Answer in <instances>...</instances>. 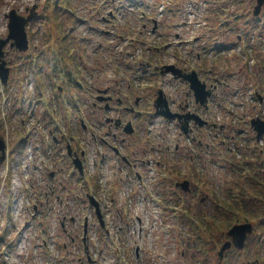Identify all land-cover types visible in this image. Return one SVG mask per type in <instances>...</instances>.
I'll list each match as a JSON object with an SVG mask.
<instances>
[{"label": "rangeland", "instance_id": "rangeland-1", "mask_svg": "<svg viewBox=\"0 0 264 264\" xmlns=\"http://www.w3.org/2000/svg\"><path fill=\"white\" fill-rule=\"evenodd\" d=\"M213 1L214 0H184L186 7L190 4V6L187 7L188 10H190V12L186 14L187 19L200 21L203 3L209 4V11H205V15H208L209 19H211L213 7L210 3ZM121 2L128 6L126 0H0V37L2 38L6 37L8 33V19L5 15L9 11L12 10L16 16L20 15L23 18H27L30 14L33 15L24 27L27 49L22 53L23 55L17 52L13 53L12 74H15L17 71L22 73L25 70H30L34 73V71L37 70L40 72V75H43L46 71L42 72L41 67H38L30 58H38L37 61L42 65L44 58H50L52 55L50 47L52 40L54 53H58L56 49L58 47L56 45V32L60 31L63 33L64 39L70 41V46H72L73 49L76 47L78 53H76L75 57L82 55L84 59L88 60V56L91 55V53L88 52L90 51V47L88 48L87 45L96 46L97 43L102 42V37L95 33L94 27L92 30H87V27L96 26V21L99 17L106 15L108 11H111L115 15L114 22L116 28L119 32L124 33L123 36L133 35L137 40L144 41V32L140 34L137 32L141 25L136 20V13L130 14L128 11L129 7L120 8ZM217 2H220L221 5L224 4V6L231 11L232 16L245 11L244 8L247 11L251 9L246 0H231V3L229 0H217ZM176 4L177 1L173 0H171V3L169 0H146L145 8L151 6V12L149 14L153 17H157L159 8L164 7L169 9V5L176 6ZM118 7L119 10L116 14L115 11ZM31 9H33V11H31ZM69 11L72 13L69 14ZM97 11H99L100 14H98ZM138 11L141 12V10ZM139 12L138 15L140 14ZM125 15L126 17L124 19ZM177 15L178 11H168L159 17L161 21L167 23V20ZM129 17H132V19H129ZM88 21H92L94 25H89ZM68 25L74 28L71 34L65 33ZM97 27L100 28V25ZM107 28H109V25L104 30H108ZM116 28L115 31L117 30ZM109 38L110 37H106V39ZM150 43L152 44V42ZM82 51H85V53ZM94 58H97V56H94ZM99 58L90 59L92 63L98 65L100 63L98 60ZM45 69L49 70L48 66H45ZM28 74V72L24 73V75ZM39 78L41 79V76ZM42 91L44 92V90ZM71 92L74 91L71 90ZM71 94L77 96L76 93H68V95ZM78 95L81 96L80 93H78ZM53 96H56V93ZM49 97L50 96H48L47 99ZM55 101H57V96L55 97ZM219 110L225 111L224 109ZM212 111L214 112L213 117L217 119L219 114L215 107H212ZM232 112L235 115L246 114L244 109H232ZM73 116L74 113L72 114V117ZM30 117H33V114L30 115ZM9 124L15 127L10 120L7 121V125ZM155 124L157 127L153 125L150 127L151 130H153L152 135L156 138V142H160L161 146H164L166 140L164 138H157L160 137L162 131L166 132L168 137L171 136L173 134L172 125L164 122L158 123L157 120H155ZM27 127L30 128L29 125ZM157 128L162 130L157 131ZM206 131L207 130H204V132L200 134V141L202 143H208L214 140L212 136L211 138L206 136ZM228 132L230 131L225 130L222 131L221 134L227 135ZM0 134L9 141H13L14 129L12 127L0 126ZM221 139H223V136H220L215 142L218 143ZM140 146L143 147V151L136 153L135 158H137L136 155L143 157L150 153L148 143L141 139ZM161 146H157L159 151L152 152V155L155 159L161 160L158 166L160 168L159 173L163 174L165 172L168 177L162 178L160 174L161 179L157 180L155 176L149 177L148 175L144 185L163 199L165 204L163 215H156V209L153 208L151 203L146 199L143 201L145 188L142 190L141 188H136L137 186H133L131 193L127 192V188L129 189L130 187L120 185L118 179L111 177L109 174H105L97 181V183L100 184L98 191L101 193L102 197L110 196L115 199L111 210L105 212L104 216L111 226L109 236L116 241L118 255L111 259L110 255L104 253L106 249L105 245L98 240L99 242L97 244H90L88 247L91 254H97V257H100L96 264H217V251L226 239L223 232L227 231L229 226L222 227L217 233L212 232L211 229H218L214 225L221 219L230 218L229 216L231 215L227 214V211H224V209L217 208L216 197L220 200L228 197L227 199L234 203L233 197L237 193L234 185L249 196V189H251L249 185L253 183L247 180L251 178L252 175L256 174L255 178L264 182V176L258 171L254 173L250 171L249 175L247 173L243 175L239 167L234 169V166L237 167L238 163H242L243 158L240 156H233L225 146L220 147V149H214L211 154H209L210 157L208 155L205 157L199 155L194 162L190 161L191 158L187 160L182 157L183 153L186 152L188 148H191V146H181L179 153L175 156L174 160L171 161L167 160V156H165L164 149ZM194 150L196 151V149ZM209 161H211L210 165ZM183 163H185V168L183 167ZM246 164L248 165V161L245 158V163L242 164L243 167ZM217 166H223L224 168H218ZM103 168L109 172V167L104 165ZM2 169L3 167L0 168V174L2 173ZM11 170L12 173L18 172L14 165L11 166ZM190 171L194 172L196 178L193 175L192 177L189 175ZM183 174L185 176H183ZM183 178H187L190 181V189L192 191L189 194H185L180 189L174 188L173 186L175 181H180ZM20 179L26 182L34 180L28 174L25 175V173L22 174ZM16 188L19 193L22 190V184H17L15 187V185L10 183L9 189L13 193V209L10 210L9 215L5 214V210L8 206L3 205V189L0 188V238L4 237L3 241L0 239V264L38 263V259H31V254L29 253L30 243L34 240L40 242L37 230H42L44 234L47 232L52 236L49 243L50 245L57 239V247L59 249L50 247L55 257L64 253L62 252L64 249H60L62 245L72 251L71 255L74 253V257H70L71 261L68 263L60 262V264H71V262L77 264L75 260L81 254L79 237L74 234L78 232L77 223H69L67 225L69 233L66 234L60 231L58 221L50 219L51 217L43 219L45 220L44 222L30 220V216L26 217L27 220H23L19 209L20 202L17 200L18 195L16 194ZM261 188L263 189V187ZM32 193L33 190L30 193L31 198ZM125 193L129 194L124 196ZM122 195L124 199L127 198L125 202H120L119 200ZM263 195L264 194L261 193L260 197ZM238 197H243V195ZM241 201L248 203L242 199H239L238 202ZM247 201L253 203V208H259L260 212L256 211V214H262L263 216L258 218L255 217L253 220L249 221L254 227V234L246 241V249L241 251H236L235 249L230 250L231 252H228V254L226 253L227 255L225 254L223 257V264H264V224L258 225L260 218L264 220V203H262L264 201L257 199H250ZM108 204L109 201L107 200L105 206ZM15 205L17 209L14 208ZM14 215H17V217L15 218ZM138 217H141L142 222ZM91 218H93L92 215ZM201 221L203 224H207L210 230L201 225L200 227L198 224H201ZM126 224L133 225V227L129 231H126L124 230ZM257 225L258 227H256ZM136 228L139 231L142 230L140 238L137 235L139 232H137ZM122 229L124 233H122ZM135 230L136 234H134ZM17 232L22 233L17 234ZM89 233V236L93 237L94 233ZM1 234H4V236H1ZM133 239L136 241L133 242ZM39 252L40 250L37 246L36 256ZM160 254H164L163 259L160 258ZM1 259L3 261H1ZM114 259H116V261H114Z\"/></svg>", "mask_w": 264, "mask_h": 264}, {"label": "flooded vegetation", "instance_id": "flooded-vegetation-1", "mask_svg": "<svg viewBox=\"0 0 264 264\" xmlns=\"http://www.w3.org/2000/svg\"><path fill=\"white\" fill-rule=\"evenodd\" d=\"M59 70V74L56 72L48 75L49 85L53 86L55 79H57V82L62 85L74 86V76L70 74L69 70L65 67ZM124 73L125 71H122V74ZM77 76L79 77V75ZM121 82V87L119 85L106 86L103 89L105 93L98 96L97 102L90 104L89 114L94 117V121L90 122L89 129L93 140L97 137L105 148L113 152L117 159L128 161L138 150L140 139L145 134L144 113L137 114V110L149 102L152 90L144 92L141 88L134 89L130 83L124 84L123 80ZM106 83L107 81L100 76L99 84L104 85ZM101 89L98 87L96 91L100 92ZM104 98L107 99L100 101ZM259 105L264 107V98L260 100ZM126 123H130L129 127L133 129L131 133L126 132ZM84 131H86V128ZM77 140L83 141L82 136L73 139L74 145L71 143L72 138L67 142L73 155H76ZM245 142L248 143L247 140ZM67 143L63 139L61 145ZM69 156L70 154L67 155V158ZM56 182L63 183L61 180Z\"/></svg>", "mask_w": 264, "mask_h": 264}, {"label": "water", "instance_id": "water-1", "mask_svg": "<svg viewBox=\"0 0 264 264\" xmlns=\"http://www.w3.org/2000/svg\"><path fill=\"white\" fill-rule=\"evenodd\" d=\"M28 17L27 19H29ZM27 19L18 17L14 14V12H11L9 14V35L7 39H14V45L19 50H25L26 49V39L25 34L23 31V27ZM6 42V40H0V57H1V47ZM3 64H0V77L4 81L6 77V72L2 71ZM3 149V143L0 140V151ZM251 233V225L250 224H239V225H233L227 232V235L231 238L232 244L237 247L238 249H241L243 247V242L245 239L246 234ZM230 242H226L222 245L220 248V251L218 252V256L221 258L223 251L229 248Z\"/></svg>", "mask_w": 264, "mask_h": 264}, {"label": "trees", "instance_id": "trees-1", "mask_svg": "<svg viewBox=\"0 0 264 264\" xmlns=\"http://www.w3.org/2000/svg\"><path fill=\"white\" fill-rule=\"evenodd\" d=\"M252 194L253 196L256 197L257 191H253ZM225 205H226L225 207H226L227 212H229L231 216L230 218L222 219L218 221L217 224L215 225V227H217L218 229H222V227H228L233 223L247 222V221L253 220L255 217L258 218L259 216L258 214H256V211L260 212V210L259 208H256V209L253 208L254 207L253 203H245V204L243 203L240 205H236V204H225ZM202 226L209 229L207 224H202Z\"/></svg>", "mask_w": 264, "mask_h": 264}]
</instances>
